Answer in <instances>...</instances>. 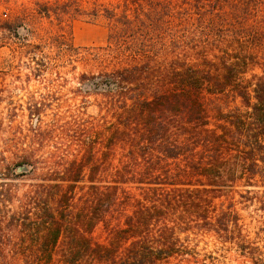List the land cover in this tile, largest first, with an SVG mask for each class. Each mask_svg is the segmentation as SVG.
I'll return each instance as SVG.
<instances>
[{
	"label": "trees",
	"instance_id": "1",
	"mask_svg": "<svg viewBox=\"0 0 264 264\" xmlns=\"http://www.w3.org/2000/svg\"><path fill=\"white\" fill-rule=\"evenodd\" d=\"M142 1L131 0L134 15L117 20L144 22ZM148 2L163 5L159 37L127 47L125 64L82 75L100 111L91 130L39 125L31 153L0 159V230L9 224L21 241L40 243L0 249L4 259L185 263L190 234L241 232L234 203L224 207L222 199L240 187H264V34L225 37L217 0H185L183 10ZM174 20L169 36L165 26ZM41 110L33 105L30 115ZM12 130L0 124V134ZM46 142L53 151L37 154ZM38 170L23 197L5 182ZM14 199L20 205L11 214Z\"/></svg>",
	"mask_w": 264,
	"mask_h": 264
},
{
	"label": "rangeland",
	"instance_id": "2",
	"mask_svg": "<svg viewBox=\"0 0 264 264\" xmlns=\"http://www.w3.org/2000/svg\"><path fill=\"white\" fill-rule=\"evenodd\" d=\"M130 1L0 0V124L13 125L11 132L0 134V159L11 162L31 153L33 134L39 125L47 128L54 122H68L76 125L75 129L88 131L91 123L98 122L96 96L85 92L90 86L82 84V75L127 63V47L136 49L139 41L145 38L149 43L163 32L162 25L156 26V13L163 5L153 6L148 0L142 1L147 14L142 16L144 22L130 27L120 23L116 15H134ZM168 1L181 10L189 8L185 0ZM217 1L225 37L264 34V0ZM165 28L169 36L170 31L176 33V20ZM33 105L42 108L40 116L30 115ZM49 148L53 149L46 142L36 153L46 155ZM39 171L5 182L12 185L9 188L13 194L23 197L38 181L36 177L42 174ZM230 197L222 201L224 207L230 201L234 203L241 232L235 231L234 236L207 230L190 234V240L185 242L189 247L188 261L176 259L171 264H264V187H240ZM19 205L16 199L8 203L11 214ZM8 226L0 230V249L40 246L32 237L31 241H21L22 236L10 232ZM100 232L98 228L94 235ZM181 238L185 239L186 234ZM0 264L29 263L0 256Z\"/></svg>",
	"mask_w": 264,
	"mask_h": 264
}]
</instances>
